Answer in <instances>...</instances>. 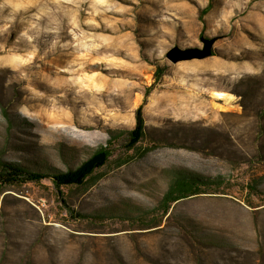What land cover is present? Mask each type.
<instances>
[{
  "label": "rangeland",
  "instance_id": "rangeland-1",
  "mask_svg": "<svg viewBox=\"0 0 264 264\" xmlns=\"http://www.w3.org/2000/svg\"><path fill=\"white\" fill-rule=\"evenodd\" d=\"M0 165V264H264V0H0Z\"/></svg>",
  "mask_w": 264,
  "mask_h": 264
},
{
  "label": "trees",
  "instance_id": "trees-1",
  "mask_svg": "<svg viewBox=\"0 0 264 264\" xmlns=\"http://www.w3.org/2000/svg\"><path fill=\"white\" fill-rule=\"evenodd\" d=\"M210 8L207 7L203 9L200 13V20H203V16L208 12ZM161 71V70H160ZM158 71L155 73L156 79H160L161 72ZM137 127L136 129L131 132V136L135 139H139L142 136V128L143 122L141 119V109L137 112ZM102 149V148H101ZM109 155L105 149H102L97 152V155L88 163L80 166L75 172L68 173V174H60L56 176H51L55 185H62L63 183L66 184H75V183H82L85 178L92 173L94 167L98 165V160L101 157L102 159H106ZM96 158V159H95ZM95 159V160H94ZM3 170V171H2ZM44 176L41 175H33L30 174L25 169L15 166V165H0V183L3 181H7L6 179L11 178L13 181H20V180H29V181H40L41 178ZM200 182L197 180L189 179V178H177L166 192L164 199H163V210L165 213L168 212L170 206L182 199H187L199 194H202L200 187Z\"/></svg>",
  "mask_w": 264,
  "mask_h": 264
},
{
  "label": "water",
  "instance_id": "water-1",
  "mask_svg": "<svg viewBox=\"0 0 264 264\" xmlns=\"http://www.w3.org/2000/svg\"><path fill=\"white\" fill-rule=\"evenodd\" d=\"M201 41L204 43L203 49L182 50L178 47H175L167 53L166 58L171 63L176 64L178 62L190 61L194 59L202 60V59L212 56L211 49H212V46L215 40L214 39L208 40V39L202 38Z\"/></svg>",
  "mask_w": 264,
  "mask_h": 264
},
{
  "label": "bare ground",
  "instance_id": "bare-ground-1",
  "mask_svg": "<svg viewBox=\"0 0 264 264\" xmlns=\"http://www.w3.org/2000/svg\"><path fill=\"white\" fill-rule=\"evenodd\" d=\"M34 1H36L37 3H39L40 0H34ZM109 6H110V5H109ZM217 95H218V97H220V98H225V97H226V95L223 94V93H217Z\"/></svg>",
  "mask_w": 264,
  "mask_h": 264
}]
</instances>
